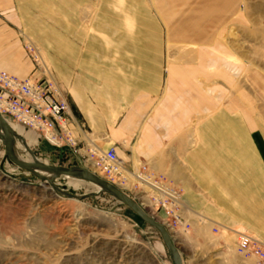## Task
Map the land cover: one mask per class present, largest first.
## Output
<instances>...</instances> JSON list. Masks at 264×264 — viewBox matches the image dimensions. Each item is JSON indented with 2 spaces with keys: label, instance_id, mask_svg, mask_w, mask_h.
<instances>
[{
  "label": "crops",
  "instance_id": "crops-1",
  "mask_svg": "<svg viewBox=\"0 0 264 264\" xmlns=\"http://www.w3.org/2000/svg\"><path fill=\"white\" fill-rule=\"evenodd\" d=\"M213 5L0 0V70L41 76L25 47L33 41L68 92L83 156L115 147L126 166H147L180 185L181 218L192 228L203 220L218 225L219 235L229 230L235 243L239 231L264 242V126L235 102L224 103L226 89L213 86L222 56L210 58V35L197 31L221 19L204 14ZM164 32L168 40L197 44L198 55L165 58ZM182 226H174L176 240Z\"/></svg>",
  "mask_w": 264,
  "mask_h": 264
},
{
  "label": "rangeland",
  "instance_id": "rangeland-1",
  "mask_svg": "<svg viewBox=\"0 0 264 264\" xmlns=\"http://www.w3.org/2000/svg\"><path fill=\"white\" fill-rule=\"evenodd\" d=\"M212 3L211 12L206 10L204 14L210 18L218 14L221 19L199 24L197 31L210 35L212 43L206 52L210 58L222 56L213 86L226 89L224 103L235 102L238 109L252 114L264 126V0ZM168 39L164 32L165 58L198 55L197 44ZM226 58H236L232 62L240 69L238 76L232 62V71L226 67ZM33 135L29 129L15 124L14 143L27 144L33 156L51 165L86 168L97 173L165 223L166 218L160 214L163 208L156 211V206L148 205L146 195L150 189L134 174L143 166L123 164L121 173L111 177L95 168L92 160ZM45 177L39 171L14 164L0 138V264H177L159 230L109 190L98 188L93 181H79L66 175ZM172 184L182 192L180 185L173 181ZM184 224H180L182 238L176 236L177 240L175 227L168 226L174 229L170 233L183 264H256L255 258H243L237 253L235 236L229 230L219 235L203 220L194 228L187 223L185 229Z\"/></svg>",
  "mask_w": 264,
  "mask_h": 264
},
{
  "label": "built area",
  "instance_id": "built-area-1",
  "mask_svg": "<svg viewBox=\"0 0 264 264\" xmlns=\"http://www.w3.org/2000/svg\"><path fill=\"white\" fill-rule=\"evenodd\" d=\"M25 47L41 76L21 78L0 70V113L8 116L10 121L38 132L53 146L68 149L75 156H83L80 142L73 133L72 126L77 121L70 112L67 90L60 86L52 70L47 67L40 47L31 40L26 42ZM83 157L92 160L95 168L111 177L121 173L124 164L115 147L109 150L94 148ZM134 174L151 186L146 195L148 205L156 206V211L159 208L165 209L167 226L184 224L181 218L183 203L180 190L175 189L166 176L155 174L147 166ZM218 232L220 227L216 225L214 233ZM236 250L243 258H255L256 264H264V242L253 234L239 231Z\"/></svg>",
  "mask_w": 264,
  "mask_h": 264
},
{
  "label": "water",
  "instance_id": "water-1",
  "mask_svg": "<svg viewBox=\"0 0 264 264\" xmlns=\"http://www.w3.org/2000/svg\"><path fill=\"white\" fill-rule=\"evenodd\" d=\"M0 138L3 139L5 142L6 153L8 158L20 168L29 169L35 172L38 171L37 169H46L54 172L55 175L79 177L81 179L93 181L94 183H97L101 185V187L112 192L123 203L130 207L138 216H140L145 222L159 230L164 241L174 253L176 263L183 264L180 251L175 244V240L173 239L168 226H166L165 223L157 219L155 216L151 215L145 207L136 202L134 198L129 193L124 191L121 187L86 168H65L57 165H51L45 162L25 161L17 157L14 152L15 143L13 139V130L11 129L8 118L5 117L2 113H0Z\"/></svg>",
  "mask_w": 264,
  "mask_h": 264
},
{
  "label": "bare ground",
  "instance_id": "bare-ground-1",
  "mask_svg": "<svg viewBox=\"0 0 264 264\" xmlns=\"http://www.w3.org/2000/svg\"><path fill=\"white\" fill-rule=\"evenodd\" d=\"M9 123H10V126H11V129L13 131H15V124L12 123L9 119H8ZM27 145V144H26ZM25 144L23 143H16L15 144V147H14V152H15V155L25 161H30V162H46L45 160L43 159H40L38 157H35L33 156V154L31 153V151L27 148ZM47 163V162H46ZM41 174L45 175L46 177L48 178H51L53 175H55L54 172L50 171V170H46V169H37ZM42 176V175H41ZM45 177V178H46ZM71 178H74L75 180H83L79 177H75V176H69ZM93 183V182H92ZM142 183H145L146 185H148V188L151 187L149 184H147L146 182L142 181ZM95 186H97L98 188H103L101 187V185L97 184V183H94ZM148 210V209H147ZM173 229V228H172ZM170 231V230H169Z\"/></svg>",
  "mask_w": 264,
  "mask_h": 264
}]
</instances>
